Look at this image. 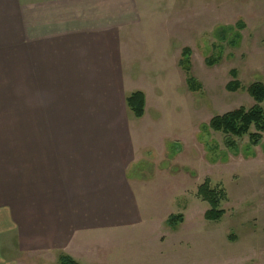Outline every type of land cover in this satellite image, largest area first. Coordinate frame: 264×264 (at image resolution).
Returning <instances> with one entry per match:
<instances>
[{
	"label": "rangeland",
	"instance_id": "374dc122",
	"mask_svg": "<svg viewBox=\"0 0 264 264\" xmlns=\"http://www.w3.org/2000/svg\"><path fill=\"white\" fill-rule=\"evenodd\" d=\"M137 1L142 17L128 43V74L131 89L146 94L148 105L141 120L128 111L138 158L128 176L150 182L141 201L149 217L136 229L93 235L91 258L83 264H264V135L253 147L248 136L233 138L237 149L231 150L223 134L208 128L215 116L250 109L254 102L246 88L264 84V0ZM18 34L5 18L0 149H38L45 123L30 120ZM185 48L197 91L187 84ZM231 71L242 87L236 92L227 89ZM35 95L32 90L33 100ZM48 124L50 131L54 123ZM205 180L226 194L219 222L204 219L209 205L197 193ZM180 215L176 228L167 225Z\"/></svg>",
	"mask_w": 264,
	"mask_h": 264
},
{
	"label": "crops",
	"instance_id": "0c3cea01",
	"mask_svg": "<svg viewBox=\"0 0 264 264\" xmlns=\"http://www.w3.org/2000/svg\"><path fill=\"white\" fill-rule=\"evenodd\" d=\"M141 17L137 0H0V25L19 27L30 120L45 123L38 149H0V264H83L93 235L147 222L125 104Z\"/></svg>",
	"mask_w": 264,
	"mask_h": 264
},
{
	"label": "trees",
	"instance_id": "16d2710c",
	"mask_svg": "<svg viewBox=\"0 0 264 264\" xmlns=\"http://www.w3.org/2000/svg\"><path fill=\"white\" fill-rule=\"evenodd\" d=\"M182 57L187 60V68L184 69L187 76V84L190 90L197 91L200 85L196 83L195 78L191 76L190 58L191 51L188 48L183 49ZM209 64V63H208ZM179 65L183 66L182 61ZM232 82L227 86L231 92L240 90L241 84L238 81V74L236 71H231ZM246 91L254 102L250 109L240 108L232 112L226 113L221 116H215L209 123L208 128L215 132L223 134L226 137V146L231 150H236V143L233 138L249 137L251 146H258L262 141L264 135V84L255 82L250 84ZM127 110L132 114L135 119L141 120L145 116L146 98L145 94L141 91H136L129 94L125 98ZM252 129L254 132L252 133ZM197 197L204 203L209 205V210L205 213L204 219L207 222H219L225 216V211L221 209V202L226 200L224 190L213 189L210 182H205L198 188ZM183 217L171 216L167 225L171 228H176L182 223ZM60 264H78L68 256H60Z\"/></svg>",
	"mask_w": 264,
	"mask_h": 264
}]
</instances>
